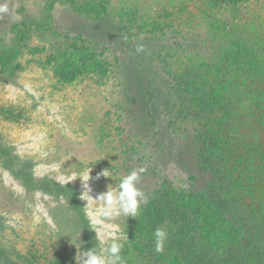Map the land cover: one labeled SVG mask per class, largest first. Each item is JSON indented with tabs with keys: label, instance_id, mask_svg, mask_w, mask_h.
Wrapping results in <instances>:
<instances>
[{
	"label": "rangeland",
	"instance_id": "obj_1",
	"mask_svg": "<svg viewBox=\"0 0 264 264\" xmlns=\"http://www.w3.org/2000/svg\"><path fill=\"white\" fill-rule=\"evenodd\" d=\"M49 1L0 0L9 9L0 14L3 57L19 47L11 32L14 25L45 26ZM74 1L77 5L89 0ZM105 1L107 15L95 21L74 13L68 0H52L50 30L26 32L19 56L4 71L0 68V144L14 164L31 167L34 179L74 188L84 212L86 201L80 195L88 191L87 184L95 198L108 185L117 187L132 170L146 168L137 186L147 202L141 203L136 218L122 215L111 223L127 237L121 253L125 264H169L170 257L155 251V229L168 233L165 250L174 220L184 223L178 236L182 230L196 233L201 225L184 211L186 202L176 208L178 196L168 191L178 186L207 192L215 178L198 169L193 134L176 121L181 116L175 81L161 68L174 55L171 70L179 84L188 67L183 53L209 48L200 45L207 33L179 31L213 21L215 37L227 40L236 35L252 46V57L260 50L264 54V0ZM138 45L144 51L137 52ZM105 169L111 177L96 179ZM215 190H222L220 207L231 211L233 205L223 195L226 188L217 182ZM240 190L241 200L250 203L252 189L244 195L245 189ZM56 204L41 191L25 189L0 159V248L6 252L0 264H76L85 238L65 208L57 210ZM60 205L66 206L65 201ZM201 212L207 219L202 228L210 232L208 244L220 254L214 257L233 264L236 256L242 262L234 248L227 254L226 227L216 214L202 208ZM236 214L249 220L240 210ZM97 244L100 247L98 240Z\"/></svg>",
	"mask_w": 264,
	"mask_h": 264
},
{
	"label": "trees",
	"instance_id": "obj_2",
	"mask_svg": "<svg viewBox=\"0 0 264 264\" xmlns=\"http://www.w3.org/2000/svg\"><path fill=\"white\" fill-rule=\"evenodd\" d=\"M68 1L74 13H84L95 21H101L108 12L105 0H89L77 5L74 0ZM51 8L52 0L48 4L45 26L35 27L23 23L11 28L12 34L18 38L19 47L24 44L26 32L30 28L36 32L50 30ZM207 23L200 28L191 24L185 27V31H179L192 34L201 31L209 37L200 44L209 48L192 49L187 55L183 53L188 67L184 69L181 82L178 84L172 74L174 55L168 57V64L161 69L169 79L175 81L174 91L178 101L176 109L181 116L176 121L180 127H189L193 134L198 169L215 179L207 186V192H194L178 186H172L168 191L174 198L178 196L176 208L179 209L181 203L186 202L184 211L188 215L193 214L197 220L195 224L201 227L196 228V233L182 230V236H178L184 223L174 220L170 246L163 252L170 257L169 264H226L223 262L226 259L220 261L214 257L217 254L208 244L210 232L202 228L207 223L202 214L200 217L202 208L206 212H214L226 227L224 238L228 241L227 254L232 253L234 248L237 254L243 256L242 262L240 258L233 257V264H264V135L261 137L264 131V54L260 50L257 56L252 57L249 54L252 46L246 45V41L236 35L227 40L215 37L216 29L212 25L216 22ZM19 47L11 56L3 57L0 53V68L3 71L19 56ZM240 52L241 55H238ZM178 70L180 68L176 72ZM3 149L0 144L2 166L20 180L25 189L41 191L52 197L57 202V210L65 208L84 235V250L99 248L75 189L48 179H34L27 163L14 164L10 152ZM217 182L223 190L226 188L223 195L233 205L229 212H225L219 205L218 196L222 190H215ZM242 187L245 189L243 195L246 190L252 189L253 199L250 203L241 200L239 194ZM231 189H234L237 196L234 194L229 197ZM64 201L66 206L60 205ZM238 210L246 214L249 220L238 218ZM0 258L6 260V252L1 248Z\"/></svg>",
	"mask_w": 264,
	"mask_h": 264
},
{
	"label": "clouds",
	"instance_id": "obj_3",
	"mask_svg": "<svg viewBox=\"0 0 264 264\" xmlns=\"http://www.w3.org/2000/svg\"><path fill=\"white\" fill-rule=\"evenodd\" d=\"M9 11L7 4L0 5V14ZM137 52L144 51L143 45H138ZM146 168L139 167L132 170L119 180L117 187L107 186V191L98 194L95 198L90 195L91 188L87 184L88 191L81 193L80 198L86 201L85 215L93 226L95 237L100 247H92L80 250L79 258L75 256L76 264H125L121 255L124 242L127 237L120 233L119 225L111 223L120 216L136 218L141 203L147 202L148 197L137 186ZM77 174L74 173L73 176ZM111 177L108 169L97 174L96 179ZM87 179V177H85ZM85 185H83L84 189ZM155 251L162 253L168 233L163 228L155 229L154 233Z\"/></svg>",
	"mask_w": 264,
	"mask_h": 264
}]
</instances>
